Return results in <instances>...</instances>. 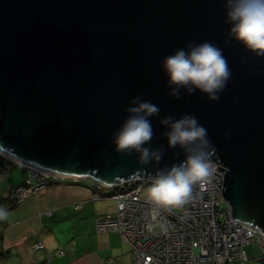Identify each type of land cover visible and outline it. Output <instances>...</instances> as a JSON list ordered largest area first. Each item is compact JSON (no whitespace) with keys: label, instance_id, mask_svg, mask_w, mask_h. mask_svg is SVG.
Masks as SVG:
<instances>
[{"label":"water","instance_id":"95a60500","mask_svg":"<svg viewBox=\"0 0 264 264\" xmlns=\"http://www.w3.org/2000/svg\"><path fill=\"white\" fill-rule=\"evenodd\" d=\"M225 19V0H0V156L108 188L149 180L183 159L166 148L159 119L192 114L217 149L234 220L264 237V57L226 46ZM204 41L223 49L232 78L217 102L199 91L174 99L163 59ZM137 95L161 109L148 145L165 146L158 165L114 150Z\"/></svg>","mask_w":264,"mask_h":264},{"label":"clouds","instance_id":"9594fccd","mask_svg":"<svg viewBox=\"0 0 264 264\" xmlns=\"http://www.w3.org/2000/svg\"><path fill=\"white\" fill-rule=\"evenodd\" d=\"M225 9V23L229 25L225 45L235 40L255 57H264V0H225ZM161 67L167 76V94L174 99H180L182 92L192 95L199 91L209 101L217 102L232 78L223 49L211 41L188 42L166 56ZM129 105L125 109L128 115L112 134L114 150L128 156L138 154L141 166L160 164L165 146H148L155 136L150 118L160 116V107L139 95ZM158 123L166 129L161 133L166 148L178 149L173 155H183V159L156 168L154 175H149L152 182L147 198L157 209H181L194 200L195 186L214 175L219 156L208 130L195 115L184 114L179 119L164 116ZM224 138L228 139L229 134L225 133ZM139 170L147 171L144 167ZM10 215L7 208L0 206V222L8 221Z\"/></svg>","mask_w":264,"mask_h":264},{"label":"built area","instance_id":"2783aa9c","mask_svg":"<svg viewBox=\"0 0 264 264\" xmlns=\"http://www.w3.org/2000/svg\"><path fill=\"white\" fill-rule=\"evenodd\" d=\"M219 167L215 173L222 176V187L216 180L221 178L214 173L208 182L195 186L194 200L181 209H157L147 198L151 179L136 178L110 188L97 184L98 190L111 193L96 199L107 198L116 204L113 215L97 218V232L119 233L135 256L133 264H244L250 261L247 247L258 241L264 253V237L258 230L234 220L223 194L224 173L218 172ZM25 169V183L10 188L8 193V199L15 205L47 191L51 179L79 181ZM224 204H227L225 211ZM44 248L42 243L35 246L38 251Z\"/></svg>","mask_w":264,"mask_h":264},{"label":"crops","instance_id":"0c3cea01","mask_svg":"<svg viewBox=\"0 0 264 264\" xmlns=\"http://www.w3.org/2000/svg\"><path fill=\"white\" fill-rule=\"evenodd\" d=\"M26 179L24 167L0 156V206L11 213L0 222V264H133L135 256L119 233L96 230L97 218L113 215L116 204L96 199L109 193L94 180L51 179L47 191L15 205L10 188ZM38 243L45 248L36 250Z\"/></svg>","mask_w":264,"mask_h":264},{"label":"rangeland","instance_id":"374dc122","mask_svg":"<svg viewBox=\"0 0 264 264\" xmlns=\"http://www.w3.org/2000/svg\"><path fill=\"white\" fill-rule=\"evenodd\" d=\"M89 182H91V180H89ZM106 193H111V192L107 191ZM98 197H102V196H98ZM103 200H109V199L105 198ZM226 207L227 204H224L222 209L225 211ZM247 254L250 261L244 264H264V253L262 250V244L260 242L257 241L256 243H252L251 245H249L247 247Z\"/></svg>","mask_w":264,"mask_h":264}]
</instances>
